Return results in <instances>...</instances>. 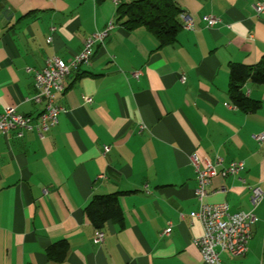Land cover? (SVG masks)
I'll return each mask as SVG.
<instances>
[{
	"label": "crops",
	"instance_id": "0c3cea01",
	"mask_svg": "<svg viewBox=\"0 0 264 264\" xmlns=\"http://www.w3.org/2000/svg\"><path fill=\"white\" fill-rule=\"evenodd\" d=\"M129 1L0 0V113L13 106L35 117L43 105L31 100L37 90L25 68L69 60L113 21L89 62L64 78L53 127L42 137L0 133V264H208L194 243L201 225L188 216L199 204L193 156L201 167L204 157L244 164L213 177L204 202L247 211L249 188L261 189L246 252H220L219 264H264V141L252 137L264 136V84L242 85L259 101L253 111L227 92L228 64H255L264 53V13L253 8L264 0H175L194 28L179 19L175 41L162 46L147 29L115 21ZM204 15L217 21L206 26ZM114 192H126L122 222L108 220L95 244L84 207ZM58 240L68 243L66 257L50 261L46 248Z\"/></svg>",
	"mask_w": 264,
	"mask_h": 264
},
{
	"label": "built area",
	"instance_id": "2783aa9c",
	"mask_svg": "<svg viewBox=\"0 0 264 264\" xmlns=\"http://www.w3.org/2000/svg\"><path fill=\"white\" fill-rule=\"evenodd\" d=\"M257 15L264 13V3L257 2L253 5ZM179 19L182 21V27L187 30L194 28V21L186 13L181 12ZM206 26L213 25L217 18L212 15L202 16ZM113 27V21H109L102 31H97L86 37L83 41L82 49L74 54L69 60L65 61L59 57H49L45 59L44 66L40 69L26 67L25 71L32 74L33 85L37 90L31 97L34 103L43 105L41 111L34 117L28 114H22L15 110L13 106H7L0 113V133H7L10 130H16V136L21 137L24 131H34L40 137L58 122V116L63 108L55 103V94L61 92L64 88L63 80L69 74L72 68L89 62L93 47L96 43H102L107 32ZM53 29V28H52ZM50 37L47 38V42ZM140 71L131 72V76L138 78ZM181 76L180 80L183 81ZM87 102L91 98H86ZM141 127V126H140ZM253 139L258 143L264 141L261 133L253 134ZM107 145L103 146V153L108 151ZM203 167L200 166V160L192 157V163L196 173V187L194 197L198 200V208L190 211V219L197 220L202 229L200 236L194 239V243L203 260L208 264H219V253L228 252L230 255L238 256L239 251L247 247L251 237V227L256 221L255 208L262 199V191L257 186L250 187V209L247 211L231 212L226 202L207 203L203 199L207 195V186L211 179L217 174L223 176L237 175L244 167L241 160L231 161L226 165L222 164V159L215 157L213 161L204 157L202 159ZM214 191V190H213ZM179 218L183 219L184 214L180 213ZM171 231V224L163 230V234L168 235ZM104 239V233L96 229L92 238L93 243H101Z\"/></svg>",
	"mask_w": 264,
	"mask_h": 264
},
{
	"label": "trees",
	"instance_id": "16d2710c",
	"mask_svg": "<svg viewBox=\"0 0 264 264\" xmlns=\"http://www.w3.org/2000/svg\"><path fill=\"white\" fill-rule=\"evenodd\" d=\"M182 10L175 0H132L120 3L116 8L115 21L127 30L143 27L151 32L158 41V46L175 41L181 23ZM246 80L255 84H264V53L255 64L230 62L228 64L227 92L231 102L244 111H253L259 101L250 99L242 91ZM126 192H114L93 195L84 207V212L94 226L100 229L108 220L121 223L123 216L118 205V197ZM68 251V243L58 240L46 248L48 260L61 262Z\"/></svg>",
	"mask_w": 264,
	"mask_h": 264
},
{
	"label": "bare ground",
	"instance_id": "6f19581e",
	"mask_svg": "<svg viewBox=\"0 0 264 264\" xmlns=\"http://www.w3.org/2000/svg\"><path fill=\"white\" fill-rule=\"evenodd\" d=\"M246 250H247V247H245L244 250L239 251L238 256H239V255H243V254L246 252Z\"/></svg>",
	"mask_w": 264,
	"mask_h": 264
}]
</instances>
